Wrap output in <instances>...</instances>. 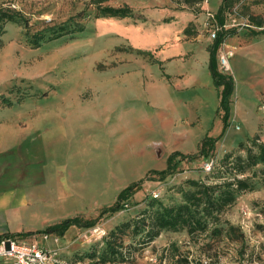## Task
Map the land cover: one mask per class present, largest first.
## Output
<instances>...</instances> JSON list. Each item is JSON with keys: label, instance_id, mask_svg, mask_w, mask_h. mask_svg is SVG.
Returning a JSON list of instances; mask_svg holds the SVG:
<instances>
[{"label": "rangeland", "instance_id": "374dc122", "mask_svg": "<svg viewBox=\"0 0 264 264\" xmlns=\"http://www.w3.org/2000/svg\"><path fill=\"white\" fill-rule=\"evenodd\" d=\"M98 1H102L101 4L94 3L95 0H0V4H10L29 20L31 36L40 34L47 26L55 31L75 28L78 22L84 26L80 33L41 42L37 48L30 46L20 26L13 23L4 26V34L0 37V69L3 65L6 74L0 78V105L4 100L12 105L0 109H10L20 120L24 104L26 112L32 116L42 110L48 112L45 113V129L35 120L31 123V132L41 127L45 140H41L43 150L34 154L43 160H32L30 171L36 173L41 169L45 183L38 178L36 185L26 187L31 194L29 202H25L11 220L2 216L0 226L8 230H2L0 236L23 243L37 237L41 244L56 249L69 263L264 264L261 166L254 168L257 172L253 178L255 190L242 194L223 214L224 220L243 232V241L215 240L209 248L202 246L205 242L202 238L192 243L184 233H162L163 243H156L160 235L156 242L141 247L139 238L131 237L129 229L122 237L123 246L118 248L121 257H110L111 261L106 263L99 261L110 233L122 223L136 219L147 202L154 199L152 193L158 195L155 200L165 205L177 204L181 199L179 191L186 188L188 179L206 176L212 163L226 153L244 156V151H239L240 143L249 146L248 142L255 136H258L256 142L264 143V36H253L249 28H255L250 27L247 20L249 14L259 15L264 23V0H232L226 8L225 29L234 28L236 33L224 41L216 56L218 70L234 80L231 114L224 132L219 117V123L215 122L213 128L209 122L208 130L211 128V135L215 136L212 138L217 141L213 153L205 158L196 157L197 150L189 154L175 152L182 144H177L178 140H162L157 133L142 127L134 119L131 107H127L126 114L112 112L107 119L109 128L93 126L89 108L93 91L104 88L110 73L139 74L146 64L158 63L157 53L162 57L174 48L176 37L193 18L187 11L198 13V32L209 49L219 32L215 15L222 0H208L197 5H186L183 0ZM125 5L134 11V17L116 19L97 13L98 6ZM82 12L84 16L79 17ZM207 12L214 14V20L206 16ZM168 16L173 18L164 21ZM187 27L188 36L193 38L198 33L196 25L190 23ZM213 31L214 39L211 38ZM147 46H152L154 51H146ZM146 52L152 57L143 54ZM221 54L230 61L231 73L229 69L219 68ZM135 83L132 80L128 85L131 87ZM207 117L211 121L209 112ZM20 125L23 129L22 122ZM137 133H141L145 145L151 147L145 148L143 153L128 154L129 140H136ZM99 135L114 139L102 155L88 150L89 142L84 140ZM71 146L79 150V159L68 167L60 151ZM155 147L163 149L161 157L152 154ZM173 152L188 156V159L176 158L177 164L170 166L163 180L152 178L153 172L167 169ZM24 169L28 167L22 163L20 170ZM138 182L140 189L129 200L127 208L113 215L99 216L101 209L115 203L123 189ZM77 216L97 222L93 227L71 226L62 236L49 235L47 241L39 234L48 226ZM172 243L179 249L178 263V257H174L170 249ZM92 252L95 257H89Z\"/></svg>", "mask_w": 264, "mask_h": 264}, {"label": "crops", "instance_id": "0c3cea01", "mask_svg": "<svg viewBox=\"0 0 264 264\" xmlns=\"http://www.w3.org/2000/svg\"><path fill=\"white\" fill-rule=\"evenodd\" d=\"M187 12L193 15L188 25L193 23L197 27L196 22L200 21L198 13ZM145 16L144 19H146ZM169 18L173 16H168L164 21ZM186 27L176 37L174 48L167 50L162 57L159 53L156 54L158 63L146 64L141 68V73L133 76L128 73H110L104 88L93 91L92 106L89 108L93 126L109 128L111 125L107 119L112 112L117 110L121 114H126L127 107H131L134 119L139 121L142 127L157 133L162 140L168 142L178 140L177 144H182L175 152L193 153L198 149L199 141L205 136L215 137L211 135V128L208 130V124L210 122L213 128L214 123H219L220 120V117L215 116L218 108V93L208 68L207 44L199 35V27L196 29L198 33L193 38L188 36L189 33L184 34ZM146 48L148 49L146 51H154L152 46ZM234 55L235 53L232 58ZM1 66L0 78L6 74V69L3 65ZM228 69L231 73L230 61H228ZM132 80L136 83L129 87L128 82ZM25 107L24 104L21 120L10 109H0V220H3V215L11 220L18 214V209L25 202H29L31 194L25 190L27 186L36 185L38 178L42 180V184L45 183V175L42 174L41 169L36 173L30 171L32 160H43L37 159L34 154L43 150L41 140H45L41 127L33 128L34 132H31V123L35 120L39 125L43 124L42 128L45 129L47 110L32 116L26 112ZM208 112L211 121L207 117ZM121 117L122 115L119 116ZM21 122L23 129L20 128ZM97 123L100 124L97 125ZM99 133L101 134V131ZM136 137V140H129L126 153L132 155L138 152L143 153L145 148L151 147L145 145L141 133H137ZM84 140L89 142L88 150L102 155L110 148V140L114 139H110L108 135L107 138L99 135ZM154 145L157 146L156 143ZM60 152L69 163L68 167H72L73 163L79 159V150L73 146ZM155 153L161 157L163 149L159 150L155 147L152 154ZM29 154L33 156L30 157ZM21 162L25 163L28 170H20ZM5 228L0 226V234L2 230H8ZM162 238L163 235L155 242L163 243ZM37 242L44 247L45 243Z\"/></svg>", "mask_w": 264, "mask_h": 264}, {"label": "trees", "instance_id": "16d2710c", "mask_svg": "<svg viewBox=\"0 0 264 264\" xmlns=\"http://www.w3.org/2000/svg\"><path fill=\"white\" fill-rule=\"evenodd\" d=\"M232 0H222L223 4L216 12L217 25L219 32L216 39L208 49L209 62L208 68L212 77L213 85L218 93V108L216 115L222 121V132L229 125L230 107L234 92V80L231 75L223 74L217 67V52L220 46L227 38L235 35L236 29H225V11ZM102 1L95 0L94 3L101 4ZM186 5H197L202 0H183ZM97 13L101 17L107 18H132L134 11L127 5L123 7L98 6ZM83 17V12L79 14ZM248 25L253 36H264L263 18L259 15L249 14ZM7 23H13L24 30V36L29 39L30 46L37 48L40 43L59 39L65 35H74L83 31V24L76 23L75 28H61L55 31L54 28L47 26L40 34L30 35L29 20L11 5L0 4V37L4 34V26ZM259 29L258 31H255ZM189 33L188 27L184 29V34ZM40 35V36H39ZM1 49V41H0ZM151 56L149 52L143 53ZM152 57V56H151ZM12 104L7 100L0 105L9 107ZM258 136L248 143L239 144V151H244V156L234 153H226L221 159L212 163L206 176L200 179H188L185 182L186 188L179 191L180 201L177 204L165 205L163 202L151 199L147 202L145 209L134 220H129L117 226L110 233V240L106 242V249L100 253V262L111 261L110 257H121L118 248L123 246L122 237L126 230H131V237H138L141 247L154 242L162 233H184L188 236L190 242L196 243L200 238L205 242L202 246L211 247L213 242L219 240L243 241L244 234L231 223L223 219V214L234 205L236 200L244 193L255 190L253 178L257 172L254 168L261 166V181L264 184V143L256 142ZM217 139L205 136L199 143L196 157H208L215 150ZM188 159V156L182 154H173L168 160L167 169L164 171L153 172L152 178L163 180L170 171V166H175V160ZM140 183H132L123 189L116 197L115 203L100 210V217L113 215L127 206L129 200L139 191ZM94 220H83L81 217L64 219L56 224L48 226L39 234L62 236L71 226L93 227L96 224ZM3 236H0V240ZM207 240V241H206ZM131 246H129L130 248ZM170 249L173 256L178 257L176 263L180 262L178 256L179 249L172 243ZM89 257H95V252L89 254Z\"/></svg>", "mask_w": 264, "mask_h": 264}, {"label": "built area", "instance_id": "2783aa9c", "mask_svg": "<svg viewBox=\"0 0 264 264\" xmlns=\"http://www.w3.org/2000/svg\"><path fill=\"white\" fill-rule=\"evenodd\" d=\"M208 0H202L205 4ZM206 16L214 20V14L207 12ZM216 29H219L216 24ZM215 38V32L211 34ZM232 54H230L231 56ZM220 69L228 70V58L225 54L218 56ZM154 199L158 197L156 193L151 194ZM127 208V206L125 207ZM43 235L45 241L49 239L48 234ZM34 241L21 242L20 240L4 238L0 240V264H82L81 262L69 263L63 260L56 249H48L38 244L37 237Z\"/></svg>", "mask_w": 264, "mask_h": 264}]
</instances>
